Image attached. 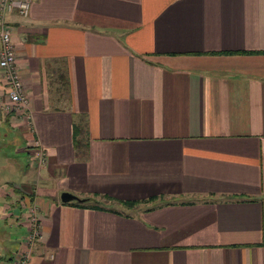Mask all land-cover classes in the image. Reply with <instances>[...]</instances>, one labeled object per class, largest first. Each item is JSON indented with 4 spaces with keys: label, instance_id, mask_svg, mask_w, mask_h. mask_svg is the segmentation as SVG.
Listing matches in <instances>:
<instances>
[{
    "label": "crops",
    "instance_id": "crops-1",
    "mask_svg": "<svg viewBox=\"0 0 264 264\" xmlns=\"http://www.w3.org/2000/svg\"><path fill=\"white\" fill-rule=\"evenodd\" d=\"M6 14L27 104L0 112V144L13 129L26 156L0 189V264L28 231L26 195L42 227L26 264H264V0Z\"/></svg>",
    "mask_w": 264,
    "mask_h": 264
},
{
    "label": "built area",
    "instance_id": "built-area-1",
    "mask_svg": "<svg viewBox=\"0 0 264 264\" xmlns=\"http://www.w3.org/2000/svg\"><path fill=\"white\" fill-rule=\"evenodd\" d=\"M31 0H0V112L10 109H16L19 106L26 105V90L23 86V79L19 73V66L16 62L14 52V40L11 37L12 26L7 20V12L15 11L25 16L28 14ZM29 117V115H27ZM44 153H39L41 162ZM38 205L36 202L27 204L28 231L24 235L26 245L20 255L13 260L12 264H26L31 258V249L37 239L42 236V227H40L38 214Z\"/></svg>",
    "mask_w": 264,
    "mask_h": 264
},
{
    "label": "rangeland",
    "instance_id": "rangeland-1",
    "mask_svg": "<svg viewBox=\"0 0 264 264\" xmlns=\"http://www.w3.org/2000/svg\"><path fill=\"white\" fill-rule=\"evenodd\" d=\"M13 132L15 131L9 128L5 138L8 142L3 145L0 144V189L4 188L5 185L7 186V184L10 185L12 182H19L21 179L19 177V171L22 169L20 160H23V157L26 156V154L25 152L18 151L17 153L14 151L15 145H18L20 141L17 143L14 142V140H10V137H12V135L14 136ZM22 153L24 156H22ZM5 203L6 201L0 195V208H2ZM1 225H4V229H7L9 225L2 216H0V226Z\"/></svg>",
    "mask_w": 264,
    "mask_h": 264
},
{
    "label": "trees",
    "instance_id": "trees-1",
    "mask_svg": "<svg viewBox=\"0 0 264 264\" xmlns=\"http://www.w3.org/2000/svg\"><path fill=\"white\" fill-rule=\"evenodd\" d=\"M21 197H23V196H21ZM20 197V198H21ZM25 198H21L22 199V201L23 202H25V203H30V201H31V197L30 196H28V195H26V196H24ZM104 197V196H103ZM105 199H109L110 197H104ZM91 200H94L95 202H92V207H96V206H102V203L101 202H104V200H99V199H95V198H90ZM110 199H112V201H115V200H117V199H115V198H110ZM71 201H74V200H71ZM74 202H76V203H79V201H74ZM117 202H119V203H123L124 205L126 204V205H132V202H130L129 200H123V199H121V200H117Z\"/></svg>",
    "mask_w": 264,
    "mask_h": 264
},
{
    "label": "water",
    "instance_id": "water-1",
    "mask_svg": "<svg viewBox=\"0 0 264 264\" xmlns=\"http://www.w3.org/2000/svg\"><path fill=\"white\" fill-rule=\"evenodd\" d=\"M59 198L62 201H71V200H79L80 202H82L83 200H85L86 198H88L87 196H78V194L74 191H68L66 189L61 190V192L59 193Z\"/></svg>",
    "mask_w": 264,
    "mask_h": 264
},
{
    "label": "flooded vegetation",
    "instance_id": "flooded-vegetation-1",
    "mask_svg": "<svg viewBox=\"0 0 264 264\" xmlns=\"http://www.w3.org/2000/svg\"><path fill=\"white\" fill-rule=\"evenodd\" d=\"M30 203H31V202H30ZM30 203H29V204H30ZM27 204H28V203H27ZM28 220H29V218H28ZM25 233H27V232H25ZM24 235H25V234H24ZM22 241H23L22 246L19 247L18 250L16 249V250L14 251V255H13L12 258H10V263H9V264H12L13 260L17 257V255H20V254H21V252H22V250H23V247L26 245V240L24 239V236H23Z\"/></svg>",
    "mask_w": 264,
    "mask_h": 264
}]
</instances>
